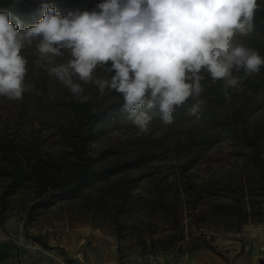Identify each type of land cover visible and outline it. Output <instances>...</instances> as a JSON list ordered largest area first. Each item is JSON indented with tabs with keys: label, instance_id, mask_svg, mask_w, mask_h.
<instances>
[{
	"label": "rangeland",
	"instance_id": "rangeland-1",
	"mask_svg": "<svg viewBox=\"0 0 264 264\" xmlns=\"http://www.w3.org/2000/svg\"><path fill=\"white\" fill-rule=\"evenodd\" d=\"M236 39L248 46L247 36L238 35ZM21 54L28 60L26 91L18 101L0 96V138L35 144L40 153L56 155L63 148L61 129L70 120L75 122V118L48 108L45 102L47 97L63 99L71 92L48 74L50 65L39 61L35 42L22 49ZM40 69L45 70L44 78L40 76L43 75ZM96 76L106 77L100 69ZM83 87L96 106L113 98L106 91L101 95L91 83ZM39 95L44 104H34L40 101ZM234 101L221 111H229ZM173 117V122L165 125L157 114L145 134L133 125L128 115L121 116L109 122L106 132L90 144L93 150L111 149L108 160H115L137 152L153 138L167 136L165 143L169 145L162 146L164 152L160 158L125 173L142 178L129 193L128 207L117 216L116 200L104 195L97 201L98 193L92 188L77 198L57 202L26 221L23 207L29 203L31 191L29 188L18 191L9 200L10 208L2 214L0 222V264H49L52 260L75 264V255L80 249L89 261L87 253L92 242L89 229L98 230L111 240L120 264H154L155 257L178 252L180 244L155 253L149 251L153 248L151 237H162L173 230L183 231V241L190 236L203 239L226 255L232 254L231 260L238 254L250 253L264 237V222L247 221L232 226L224 220L226 215L221 204L241 198L242 189L249 185L259 186L260 181L264 185V108L250 114L243 123L262 143L258 164L249 156L248 148L231 140L189 151L174 144L173 140L183 129L198 130L201 123L191 117ZM118 177L98 182L96 186L114 184L119 189ZM2 183L0 180V191ZM24 221L27 222L25 229ZM26 233L40 235L49 247H43ZM259 253L258 259L264 256L263 246ZM257 258H253L256 264Z\"/></svg>",
	"mask_w": 264,
	"mask_h": 264
},
{
	"label": "clouds",
	"instance_id": "clouds-1",
	"mask_svg": "<svg viewBox=\"0 0 264 264\" xmlns=\"http://www.w3.org/2000/svg\"><path fill=\"white\" fill-rule=\"evenodd\" d=\"M39 6L42 18L28 26L0 11V96L12 101L26 91L28 60L21 52L34 42L48 74L79 102L90 99L82 83L101 95L115 91L145 134L155 114L171 124L174 109L189 98L195 101L189 115L198 118L206 75L223 81L230 99L229 88L264 66L256 50L236 39L252 31L257 0H102L65 16L46 0ZM97 69L107 76L98 78Z\"/></svg>",
	"mask_w": 264,
	"mask_h": 264
},
{
	"label": "trees",
	"instance_id": "trees-1",
	"mask_svg": "<svg viewBox=\"0 0 264 264\" xmlns=\"http://www.w3.org/2000/svg\"><path fill=\"white\" fill-rule=\"evenodd\" d=\"M46 2L55 6L61 16H65L70 12L91 10L102 0H46ZM257 3L253 29L246 35L247 44L264 58V0H257ZM39 5L40 0H19L16 4L13 0H0V11H11L21 18L24 26H28L42 18ZM40 70L43 72L40 76L44 78L45 70ZM233 75L244 76V73L234 72ZM201 83L204 91L200 98L204 104L198 118L189 115V109L195 103L191 98L184 105L176 107L173 112V116L199 120L201 128L183 129L182 134L173 140V143L189 151L197 146L206 147L222 140H231L248 148L249 156L258 164V153L262 143L258 137L243 127V123L250 114L264 108V66H261L258 74L249 75L237 86L229 88L227 95L230 99H226L223 81L213 83L206 75ZM105 91L111 93L113 98L102 106L94 105L90 99L81 103L72 94L63 99L46 98L45 106L57 110L62 115L75 118V122L70 120L61 129L63 148L56 155L40 153L39 146L35 144L0 138V180L3 181L0 191V222L2 214L10 208L9 200L23 188H29L31 191L30 201L23 207L27 215L26 221L31 220L43 209L50 208L57 202L84 195L85 190L92 188L98 193L97 201L102 200L104 195L116 200L115 216L126 210L129 193L142 176L125 173L160 158L164 152L162 146L165 144V148L169 143H165L166 135L153 138L147 142V146L137 152L115 160H108L112 151L107 147L93 150L90 144L106 132L109 122L128 115L122 111L123 96L115 91L109 92L107 89ZM85 94L87 95L86 91ZM39 99L40 101H34V104H44L40 95ZM232 99L235 101L230 110L221 111ZM115 176H119L117 179L119 189H116L114 184L96 186L98 182L110 181ZM241 195V198L237 197L233 201L221 204L226 215L224 220L232 226H239L247 221L264 222L262 181L259 186L245 187ZM26 221L23 222L24 229L27 226ZM115 222L118 224V221ZM26 236L43 247H49L40 235L26 233ZM183 238L182 230L179 232L173 230L158 238L151 237L150 243L153 248L149 251L155 253L181 244ZM206 244L210 245L208 242Z\"/></svg>",
	"mask_w": 264,
	"mask_h": 264
},
{
	"label": "crops",
	"instance_id": "crops-1",
	"mask_svg": "<svg viewBox=\"0 0 264 264\" xmlns=\"http://www.w3.org/2000/svg\"><path fill=\"white\" fill-rule=\"evenodd\" d=\"M89 230L92 234V242L87 253L90 264H120L116 258L115 249L112 248L111 240L98 230ZM262 246L264 247V237L259 239L250 253L238 254L231 260L232 254L226 255L216 247L207 245L203 239L190 236L178 246V252L174 250L163 253L154 258V264H256L253 258H257ZM49 264L61 263L58 260H52Z\"/></svg>",
	"mask_w": 264,
	"mask_h": 264
},
{
	"label": "built area",
	"instance_id": "built-area-1",
	"mask_svg": "<svg viewBox=\"0 0 264 264\" xmlns=\"http://www.w3.org/2000/svg\"><path fill=\"white\" fill-rule=\"evenodd\" d=\"M76 263L75 264H90L89 261L87 260L86 256H85V252L83 251V249H80L76 255Z\"/></svg>",
	"mask_w": 264,
	"mask_h": 264
},
{
	"label": "water",
	"instance_id": "water-1",
	"mask_svg": "<svg viewBox=\"0 0 264 264\" xmlns=\"http://www.w3.org/2000/svg\"><path fill=\"white\" fill-rule=\"evenodd\" d=\"M257 264H264V256L259 258L258 263Z\"/></svg>",
	"mask_w": 264,
	"mask_h": 264
},
{
	"label": "bare ground",
	"instance_id": "bare-ground-1",
	"mask_svg": "<svg viewBox=\"0 0 264 264\" xmlns=\"http://www.w3.org/2000/svg\"><path fill=\"white\" fill-rule=\"evenodd\" d=\"M31 247H32V245H31Z\"/></svg>",
	"mask_w": 264,
	"mask_h": 264
}]
</instances>
